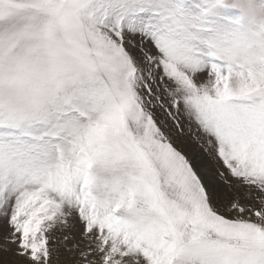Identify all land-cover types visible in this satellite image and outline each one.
<instances>
[{"label": "snow or ice", "instance_id": "1", "mask_svg": "<svg viewBox=\"0 0 264 264\" xmlns=\"http://www.w3.org/2000/svg\"><path fill=\"white\" fill-rule=\"evenodd\" d=\"M0 264H264V0H0Z\"/></svg>", "mask_w": 264, "mask_h": 264}]
</instances>
